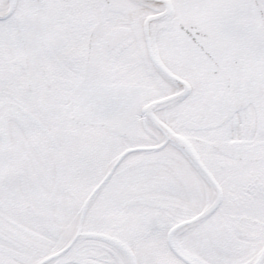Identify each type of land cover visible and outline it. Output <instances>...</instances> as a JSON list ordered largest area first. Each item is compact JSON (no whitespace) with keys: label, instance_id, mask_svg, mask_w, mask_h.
Segmentation results:
<instances>
[{"label":"snow or ice","instance_id":"snow-or-ice-1","mask_svg":"<svg viewBox=\"0 0 264 264\" xmlns=\"http://www.w3.org/2000/svg\"><path fill=\"white\" fill-rule=\"evenodd\" d=\"M0 264H264V0H0Z\"/></svg>","mask_w":264,"mask_h":264}]
</instances>
